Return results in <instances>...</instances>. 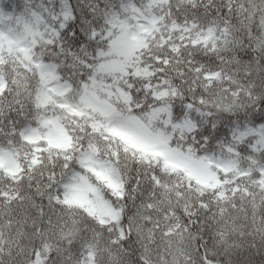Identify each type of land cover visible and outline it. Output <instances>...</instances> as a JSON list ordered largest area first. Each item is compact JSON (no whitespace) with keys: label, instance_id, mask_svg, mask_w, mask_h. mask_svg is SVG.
<instances>
[{"label":"snow or ice","instance_id":"6c2138e0","mask_svg":"<svg viewBox=\"0 0 264 264\" xmlns=\"http://www.w3.org/2000/svg\"><path fill=\"white\" fill-rule=\"evenodd\" d=\"M0 264H264V0H0Z\"/></svg>","mask_w":264,"mask_h":264}]
</instances>
